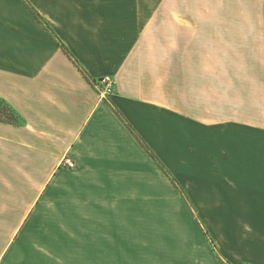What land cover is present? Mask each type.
I'll return each instance as SVG.
<instances>
[{
	"label": "crops",
	"instance_id": "obj_1",
	"mask_svg": "<svg viewBox=\"0 0 264 264\" xmlns=\"http://www.w3.org/2000/svg\"><path fill=\"white\" fill-rule=\"evenodd\" d=\"M163 5L0 0V157L59 158L22 217L0 180V264H264V71L211 69L210 21Z\"/></svg>",
	"mask_w": 264,
	"mask_h": 264
},
{
	"label": "rangeland",
	"instance_id": "obj_2",
	"mask_svg": "<svg viewBox=\"0 0 264 264\" xmlns=\"http://www.w3.org/2000/svg\"><path fill=\"white\" fill-rule=\"evenodd\" d=\"M176 1L164 0L160 19L169 20L170 6H174ZM186 2L193 6L196 22L210 21V29L205 28L204 31L206 33L208 31L210 35L211 69L253 68L262 74L264 71V0H186ZM204 9L205 14H203ZM202 31L201 26L200 36ZM219 55H221L220 59ZM262 79L263 77H260V81ZM0 108L4 109V116L14 118L18 125H23V121L18 120L7 105L0 103ZM16 153L17 155L12 157H0V180L19 182L20 217H22L29 206L28 198L39 190V188H25L22 184L39 185L48 180L51 173L43 169L57 166L59 158L38 156L35 150L26 149L23 141H20ZM12 168H17L18 171L10 173Z\"/></svg>",
	"mask_w": 264,
	"mask_h": 264
},
{
	"label": "built area",
	"instance_id": "obj_3",
	"mask_svg": "<svg viewBox=\"0 0 264 264\" xmlns=\"http://www.w3.org/2000/svg\"><path fill=\"white\" fill-rule=\"evenodd\" d=\"M92 85L102 98H106L112 94V80L108 76L92 82Z\"/></svg>",
	"mask_w": 264,
	"mask_h": 264
},
{
	"label": "trees",
	"instance_id": "obj_4",
	"mask_svg": "<svg viewBox=\"0 0 264 264\" xmlns=\"http://www.w3.org/2000/svg\"><path fill=\"white\" fill-rule=\"evenodd\" d=\"M65 52L68 54V56H70L69 53H68L67 51H65ZM91 81L94 82V80H91ZM0 103L4 104V102H2L1 100H0ZM5 105H6V104H5ZM15 117H16V116H15ZM0 120L5 121V122H10V123H16L15 121H12V119H11L10 117H8V116H4V109H2V108H0ZM152 157H153V156H152ZM153 158H154L156 164H157L160 168H162L161 163H160L155 157H153ZM163 172H164V174H165L170 180L173 181V179L171 178L170 174H169L164 168H163Z\"/></svg>",
	"mask_w": 264,
	"mask_h": 264
}]
</instances>
